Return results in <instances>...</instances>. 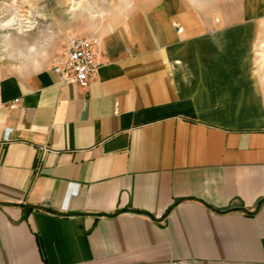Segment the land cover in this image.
Returning a JSON list of instances; mask_svg holds the SVG:
<instances>
[{
  "label": "crops",
  "instance_id": "obj_1",
  "mask_svg": "<svg viewBox=\"0 0 264 264\" xmlns=\"http://www.w3.org/2000/svg\"><path fill=\"white\" fill-rule=\"evenodd\" d=\"M85 1L59 62L0 82V264H264V23ZM74 37L88 87L63 81Z\"/></svg>",
  "mask_w": 264,
  "mask_h": 264
},
{
  "label": "rangeland",
  "instance_id": "obj_2",
  "mask_svg": "<svg viewBox=\"0 0 264 264\" xmlns=\"http://www.w3.org/2000/svg\"><path fill=\"white\" fill-rule=\"evenodd\" d=\"M89 2L0 0V81L7 76H28L59 62L67 50L64 28L70 13L82 11ZM203 2L210 6L216 4V7L219 4L223 12L229 13L230 20L248 17L264 23V0ZM243 8H248V16H234L236 9L241 12Z\"/></svg>",
  "mask_w": 264,
  "mask_h": 264
},
{
  "label": "built area",
  "instance_id": "obj_3",
  "mask_svg": "<svg viewBox=\"0 0 264 264\" xmlns=\"http://www.w3.org/2000/svg\"><path fill=\"white\" fill-rule=\"evenodd\" d=\"M97 41L92 38L74 37L69 42V51L64 62L65 83H75L82 87H88L99 68L100 52L97 49ZM1 82V81H0ZM1 95V92H0ZM19 101H15L11 108ZM2 102L0 100V107ZM12 129L5 135V141H10Z\"/></svg>",
  "mask_w": 264,
  "mask_h": 264
}]
</instances>
